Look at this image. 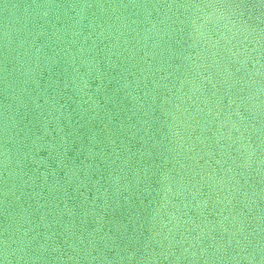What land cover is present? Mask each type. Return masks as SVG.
Wrapping results in <instances>:
<instances>
[{"label": "water", "instance_id": "water-1", "mask_svg": "<svg viewBox=\"0 0 264 264\" xmlns=\"http://www.w3.org/2000/svg\"><path fill=\"white\" fill-rule=\"evenodd\" d=\"M0 264H264V0H0Z\"/></svg>", "mask_w": 264, "mask_h": 264}]
</instances>
